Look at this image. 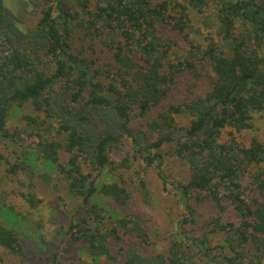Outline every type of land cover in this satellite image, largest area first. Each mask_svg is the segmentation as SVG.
<instances>
[{"label":"trees","instance_id":"obj_1","mask_svg":"<svg viewBox=\"0 0 264 264\" xmlns=\"http://www.w3.org/2000/svg\"><path fill=\"white\" fill-rule=\"evenodd\" d=\"M43 2L21 38L0 0V146L21 138L8 123L22 110L36 158L81 201L53 242L67 239L90 261L63 262L56 250L53 264H264V141L245 135L264 112V0ZM31 158L0 152V170L59 191ZM150 167L180 209L165 227L145 209ZM0 247V264H32L1 220Z\"/></svg>","mask_w":264,"mask_h":264},{"label":"rangeland","instance_id":"obj_2","mask_svg":"<svg viewBox=\"0 0 264 264\" xmlns=\"http://www.w3.org/2000/svg\"><path fill=\"white\" fill-rule=\"evenodd\" d=\"M44 5L43 0H5V7L7 14L15 21V31L19 37L27 36V33L35 25L41 9ZM201 20H195L196 26H201ZM210 33L205 31L201 36L204 39ZM193 35V34H192ZM191 35V37H192ZM194 36V35H193ZM182 43L183 34H177ZM199 38V36H197ZM184 45V44H183ZM80 48V46H79ZM90 52V53H89ZM91 57L95 54L88 50ZM104 59V58H103ZM109 58L104 59L100 67L106 66ZM22 110L13 111L8 127L14 132L15 130L21 132V138L15 137V140H3L0 146V152L3 153L11 162L15 160H23L26 157H32V167L37 173L48 172L51 173L53 178L57 181L59 191L51 189L42 183L38 176L33 178L34 189H29L26 185L30 181L29 175L25 171H19L13 177H6L4 168L0 170V176L3 177L0 183V203H5L0 209V220L3 223L12 226L17 232L20 240L26 246L32 264H53L55 258V251L58 250V258L61 261H68L73 258H81L84 261H90L86 255L82 254L81 248H75L67 239H64L60 249L56 248L54 240L57 236L56 229L62 226V231H65L72 221H75L80 213H83L81 208V201L67 191V187L59 178L58 173L49 164L43 160L37 159L34 154L33 145L37 140V136H30V131L33 132L36 128H28L26 120L22 118ZM43 117V115L41 116ZM136 125V123H135ZM35 133V132H33ZM246 136H259L264 141V112L256 117L255 127L246 131ZM27 155V156H26ZM172 160V159H171ZM169 161V166L176 176L185 177V165L180 160ZM167 163V161H166ZM139 167V166H138ZM137 167V168H138ZM148 182L149 188L153 193V201L151 204L145 206L148 214L153 218L156 223L165 227L171 224V221L178 215L180 209L176 204L171 202V196L163 189L162 181L157 174L155 167L148 168L144 174ZM106 182H109L107 173L101 176ZM20 180L23 183H20ZM33 191L39 198L40 202L36 201L35 206H32L22 195L21 192ZM61 197H58L57 194ZM11 206L13 210L6 208ZM23 216H19L18 213ZM224 240V234L220 233L211 236L213 244H219ZM0 252L2 248L0 247Z\"/></svg>","mask_w":264,"mask_h":264}]
</instances>
